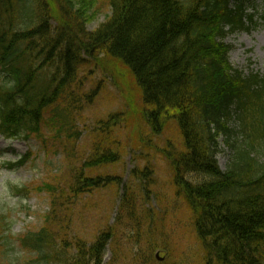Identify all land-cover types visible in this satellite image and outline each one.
Listing matches in <instances>:
<instances>
[{"label": "trees", "instance_id": "trees-1", "mask_svg": "<svg viewBox=\"0 0 264 264\" xmlns=\"http://www.w3.org/2000/svg\"><path fill=\"white\" fill-rule=\"evenodd\" d=\"M94 1L0 0V134L29 139L47 128L52 139L72 145L81 107L97 93L80 89L78 66L103 51L129 70L152 133L167 123L177 129L181 143L167 140L172 147L164 151L175 193L193 216L201 264H264V75L232 66L226 42L256 25L251 0H101L110 15L91 31ZM47 39L55 44L45 54ZM112 119L118 124L122 116ZM110 130L108 120L95 122L83 167L118 160ZM221 144L228 148L225 170L217 162ZM83 167L71 170L73 183L64 189L56 179L43 183L51 211L41 227L18 237L34 252L29 264L104 263L113 228L91 243L68 241L62 206L68 193L119 187L121 177L84 175ZM132 175L148 186L152 166ZM0 246V264H10Z\"/></svg>", "mask_w": 264, "mask_h": 264}, {"label": "rangeland", "instance_id": "rangeland-1", "mask_svg": "<svg viewBox=\"0 0 264 264\" xmlns=\"http://www.w3.org/2000/svg\"><path fill=\"white\" fill-rule=\"evenodd\" d=\"M95 1L88 11L90 16L87 15L88 30L95 29L108 17L109 5ZM251 2L256 25L228 36L226 41L232 48L229 60L244 72L257 71L264 75V0ZM77 80L82 91L97 88V94L81 107L79 118L84 125H77L80 136L72 145L66 140L52 139V131L47 128L42 129V137L31 136L27 140L0 136V244L5 243L10 264H29L35 257L34 252L22 248L17 238L41 227L44 216L51 211L50 194L43 183L56 179L60 181L58 187L64 189L72 181L71 170L83 167L90 154L95 122L109 118L111 139L118 143L120 161L84 168V174H116L124 184L120 188L111 185L76 196L68 193L69 203L62 206L66 239L78 237L90 243L110 226L115 239L107 249L105 264H201L193 216L184 205L183 196L180 195L181 199L175 193L172 168L164 151L172 147L167 140L175 145L181 143L175 125L167 123L161 134L152 133L129 70L102 51L94 57L84 56L78 66ZM117 113L122 114L118 124L112 119ZM221 148L217 161L224 170L228 148L224 144ZM23 155L27 157L24 165L6 167ZM145 165L154 169L148 186L131 175L134 167ZM17 190L26 193L21 195ZM129 205L131 212L127 213ZM153 247L164 255L161 263L153 258L149 261Z\"/></svg>", "mask_w": 264, "mask_h": 264}, {"label": "bare ground", "instance_id": "bare-ground-1", "mask_svg": "<svg viewBox=\"0 0 264 264\" xmlns=\"http://www.w3.org/2000/svg\"><path fill=\"white\" fill-rule=\"evenodd\" d=\"M54 44L55 43H54L53 39L52 40L51 39H47L44 43H42L41 50L43 52H45V54H46V50H48V48H50V47H53ZM65 69H67V68H65Z\"/></svg>", "mask_w": 264, "mask_h": 264}, {"label": "water", "instance_id": "water-1", "mask_svg": "<svg viewBox=\"0 0 264 264\" xmlns=\"http://www.w3.org/2000/svg\"><path fill=\"white\" fill-rule=\"evenodd\" d=\"M157 255V254H156Z\"/></svg>", "mask_w": 264, "mask_h": 264}]
</instances>
